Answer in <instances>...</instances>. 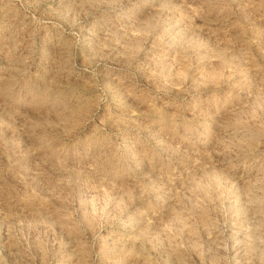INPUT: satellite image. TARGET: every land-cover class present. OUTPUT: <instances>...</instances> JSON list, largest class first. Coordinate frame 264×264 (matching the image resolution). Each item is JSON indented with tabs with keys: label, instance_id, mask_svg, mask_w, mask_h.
<instances>
[{
	"label": "rangeland",
	"instance_id": "rangeland-1",
	"mask_svg": "<svg viewBox=\"0 0 264 264\" xmlns=\"http://www.w3.org/2000/svg\"><path fill=\"white\" fill-rule=\"evenodd\" d=\"M0 264H264V0H0Z\"/></svg>",
	"mask_w": 264,
	"mask_h": 264
}]
</instances>
